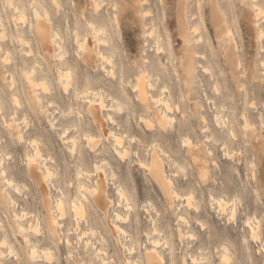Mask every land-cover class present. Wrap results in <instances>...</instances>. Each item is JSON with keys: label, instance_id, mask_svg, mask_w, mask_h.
Listing matches in <instances>:
<instances>
[{"label": "clouds", "instance_id": "clouds-1", "mask_svg": "<svg viewBox=\"0 0 264 264\" xmlns=\"http://www.w3.org/2000/svg\"><path fill=\"white\" fill-rule=\"evenodd\" d=\"M0 264H264V0H0Z\"/></svg>", "mask_w": 264, "mask_h": 264}]
</instances>
